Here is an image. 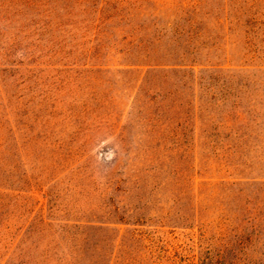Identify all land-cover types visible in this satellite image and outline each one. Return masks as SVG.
I'll list each match as a JSON object with an SVG mask.
<instances>
[{
    "label": "rangeland",
    "instance_id": "374dc122",
    "mask_svg": "<svg viewBox=\"0 0 264 264\" xmlns=\"http://www.w3.org/2000/svg\"><path fill=\"white\" fill-rule=\"evenodd\" d=\"M0 264H264V0H0Z\"/></svg>",
    "mask_w": 264,
    "mask_h": 264
}]
</instances>
